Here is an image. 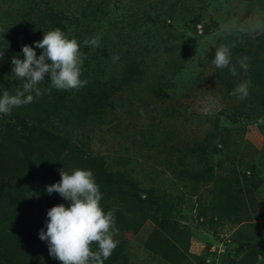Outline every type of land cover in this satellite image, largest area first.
<instances>
[{
  "label": "rangeland",
  "instance_id": "obj_1",
  "mask_svg": "<svg viewBox=\"0 0 264 264\" xmlns=\"http://www.w3.org/2000/svg\"><path fill=\"white\" fill-rule=\"evenodd\" d=\"M56 27L86 54L87 84L0 114V264H61L38 232L68 205L46 186L75 167L115 209L104 264H264V113H241L264 90V0H0V95L24 82L11 58L24 44L39 56ZM221 45L231 63L218 69ZM244 81L247 97L231 95Z\"/></svg>",
  "mask_w": 264,
  "mask_h": 264
},
{
  "label": "clouds",
  "instance_id": "obj_2",
  "mask_svg": "<svg viewBox=\"0 0 264 264\" xmlns=\"http://www.w3.org/2000/svg\"><path fill=\"white\" fill-rule=\"evenodd\" d=\"M85 46L96 48L100 37L93 36L84 40ZM41 49L37 56L35 49L27 44L21 50L24 59L18 56L11 58L12 73L23 82L22 88L14 94L4 90L0 95V114L10 115L14 108L30 104L34 96L39 97L45 91L78 90L86 86L87 81L81 79L83 61L86 54L81 51L80 44L70 38L59 27L43 32V37L34 42ZM3 50H0V59ZM114 61L119 59L113 54ZM218 69L226 68L231 63V49L221 45L215 49L212 59ZM241 67L247 64L241 60ZM236 75V68H230ZM47 74L51 88L38 87ZM251 81L239 83L230 93L244 99L248 95ZM60 180L46 186L49 195L58 193L68 205L63 203L53 205L47 210V220L44 228L38 232V237L46 241L49 255L61 264H104L118 241L114 236L118 233L115 227V209L105 211L101 206L103 194L91 170L80 167L65 171L59 170ZM96 245L93 250L92 245Z\"/></svg>",
  "mask_w": 264,
  "mask_h": 264
},
{
  "label": "trees",
  "instance_id": "obj_3",
  "mask_svg": "<svg viewBox=\"0 0 264 264\" xmlns=\"http://www.w3.org/2000/svg\"><path fill=\"white\" fill-rule=\"evenodd\" d=\"M255 40L259 45V46L257 45L258 46L257 48L260 50H264V30L255 37ZM259 41H261L262 43ZM262 81H264V77ZM259 97L260 98L257 101H255V105L253 106L251 105L247 110L241 111L243 116L254 118L264 113V90L263 92H261ZM101 185H108L113 190H117L118 194L123 193V189L121 188L122 186L120 185V183L113 182L112 179L102 180Z\"/></svg>",
  "mask_w": 264,
  "mask_h": 264
}]
</instances>
